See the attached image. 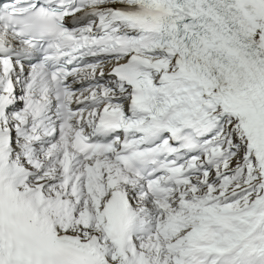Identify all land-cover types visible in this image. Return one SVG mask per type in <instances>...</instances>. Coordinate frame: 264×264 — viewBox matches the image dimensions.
Here are the masks:
<instances>
[{
  "label": "snow or ice",
  "instance_id": "snow-or-ice-1",
  "mask_svg": "<svg viewBox=\"0 0 264 264\" xmlns=\"http://www.w3.org/2000/svg\"><path fill=\"white\" fill-rule=\"evenodd\" d=\"M0 264H264V0H0Z\"/></svg>",
  "mask_w": 264,
  "mask_h": 264
}]
</instances>
